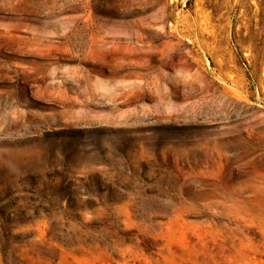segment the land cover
I'll return each instance as SVG.
<instances>
[{"label": "rangeland", "instance_id": "1", "mask_svg": "<svg viewBox=\"0 0 264 264\" xmlns=\"http://www.w3.org/2000/svg\"><path fill=\"white\" fill-rule=\"evenodd\" d=\"M0 264H264V0H0Z\"/></svg>", "mask_w": 264, "mask_h": 264}]
</instances>
